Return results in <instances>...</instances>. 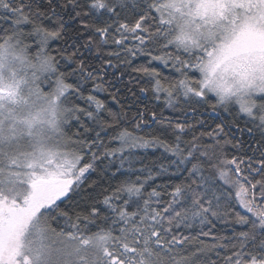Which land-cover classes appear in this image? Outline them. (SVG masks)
I'll list each match as a JSON object with an SVG mask.
<instances>
[{
	"label": "snow or ice",
	"instance_id": "6c2138e0",
	"mask_svg": "<svg viewBox=\"0 0 264 264\" xmlns=\"http://www.w3.org/2000/svg\"><path fill=\"white\" fill-rule=\"evenodd\" d=\"M0 264H264V0H0Z\"/></svg>",
	"mask_w": 264,
	"mask_h": 264
}]
</instances>
